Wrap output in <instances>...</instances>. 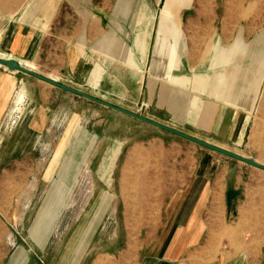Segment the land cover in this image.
Segmentation results:
<instances>
[{
    "label": "crops",
    "instance_id": "1",
    "mask_svg": "<svg viewBox=\"0 0 264 264\" xmlns=\"http://www.w3.org/2000/svg\"><path fill=\"white\" fill-rule=\"evenodd\" d=\"M190 1L166 0L159 17L155 62L170 44L169 36L177 35L180 12L189 6ZM160 2L162 0H39L25 5L16 20L10 23L8 20L9 24L0 35V58L14 59L33 69V65L45 63V52L53 68L49 76L39 74L264 165V137L257 141L250 137L264 60L256 63L250 60H246L247 63L243 60L237 63H196L206 68L203 73L209 74V80L198 86L191 83L187 89L165 76L162 70H157L159 63L129 66L128 63L101 60L98 55L101 39L109 25L112 30L125 19L128 20L125 27L128 34H137L152 20L149 5L157 6ZM146 33L148 35V28ZM17 74L32 78L52 90L73 95L29 75L3 69L0 70V118L17 84ZM93 74L100 75L99 79H94ZM52 95V92L38 95V100L45 98V101L36 105L32 124H26V128L36 135L31 147L34 152L45 147L42 145L45 134L60 130L61 134L52 137L59 142L49 144V154L41 151L33 160L25 158V163L44 162L50 165L49 168L43 174L8 173L10 179L19 180L31 194L38 191L42 181L49 184L50 190L52 181L74 178L75 172L68 171V165L89 163L88 156L67 154L66 150L71 147L74 132H80L78 142L83 146L89 131L81 124L73 123L77 120H74L77 118L74 114L59 122L54 114ZM50 98L52 102L48 105ZM180 98H183L184 106L181 110L176 108ZM141 102L152 108H168L172 114L171 123L147 112L143 114L144 110L139 109ZM134 106L138 109L134 110ZM177 122L181 126L172 124ZM142 124L157 130L161 138L134 142L131 139L114 140L110 153L101 155L99 176L101 181L111 180L116 173L115 179L119 181L140 179L144 181L145 189H152L147 194L162 197L160 206L156 203V207L145 210L147 219L141 227L149 230L145 232V238L138 236L135 240L136 245L145 250L142 262H138L139 254L121 250L113 253L101 251L86 264H177L185 256L202 259L203 264H264V171L194 143L187 151L182 143L184 139ZM58 146L63 148L58 151ZM125 148L126 154H122ZM246 148L256 150L257 156H253L252 151L246 152ZM121 189L120 196L123 194ZM155 212H158L156 218H150ZM128 226L124 224L126 229ZM128 236L132 242L133 234L129 232ZM220 243L228 247L217 252ZM191 247H194L192 251ZM83 253L66 259L83 262ZM7 255L0 251V264H45L43 261L48 258L45 252H25L23 249Z\"/></svg>",
    "mask_w": 264,
    "mask_h": 264
},
{
    "label": "rangeland",
    "instance_id": "2",
    "mask_svg": "<svg viewBox=\"0 0 264 264\" xmlns=\"http://www.w3.org/2000/svg\"><path fill=\"white\" fill-rule=\"evenodd\" d=\"M37 1L39 0H0V35L6 24L22 14L25 5ZM165 2L166 0H162L157 6L148 4V11L153 12L150 14L152 20L149 24H144V28L137 34H128L125 28L128 20L125 19L119 22L120 25H114L112 30L109 25L101 39V51L98 53L101 60L107 63H128L129 66H135L134 63H159L157 70H162L165 76L185 86V89L191 83L198 86L209 80V74L203 73L206 68L196 63H237L239 60L256 63L264 60V0H191L189 6L180 12L177 35L169 36L170 44L155 62L154 48L158 37L159 17ZM126 7L129 10L130 4ZM45 54L44 52L45 63L33 65V70L49 76L53 67L49 64V56ZM3 69L8 71L0 66V70ZM233 71L236 69L233 68ZM21 75L16 76L17 84L9 98L8 107L0 118V251L8 254L7 257L21 249L25 252L42 251L48 255L43 261L45 264H86L101 251L113 253L122 250L128 254H139L138 262L141 263L145 250H141V245H136L135 240L138 236L145 238V232L149 230L141 227L147 219L145 210L160 206L162 197L147 194L152 189H145L144 181L140 179L126 178L119 181L115 179L116 173L111 180L101 181V155L110 153L114 140L146 141L161 138L157 134L159 132ZM99 76L93 74L96 80ZM260 81L261 90L256 96L252 113L255 123L250 137L254 141L264 137V114L261 115L264 113V68ZM49 92L53 94L54 114L59 122L74 114L77 115L74 120H77L73 123L81 124L89 131L83 146H79L78 142L81 139L80 132H74L71 147L66 148L67 154L88 156L89 163L68 165L67 170L75 172L74 178L52 181L50 190L49 184L42 181L38 191L32 195L19 180L10 179L8 173L43 174L49 168L50 165L44 162L25 163V158L33 160L41 151L49 154V144L59 142L52 139L61 134L56 129L51 135L45 134L42 141L45 147L34 152L31 147L36 135L26 128V124L33 122L36 105L45 101V98L38 100V95L44 96ZM118 92L119 90L117 94ZM35 100H38L36 104ZM182 100L183 98L179 99L177 109L184 107ZM48 102L50 105L51 98ZM133 109L137 110L138 107L134 106ZM139 109L144 110L143 114L147 112L165 122H170L172 116L166 107L152 108L141 102ZM172 124L181 126L178 122ZM182 141L187 151L193 146L192 142ZM62 148L58 146L56 149L60 151ZM250 149L246 148V152L252 151L251 154L257 156L256 150ZM126 151L127 148L123 149L122 154H126ZM120 189L123 193L121 196L118 195ZM139 192L142 194H136ZM24 193L25 196H22ZM157 214L158 212L151 214L150 218H156ZM124 224L138 227L128 226L126 229ZM129 232L134 236L132 242L129 241ZM227 247V244L220 243L217 245V252ZM193 248L191 247V251ZM80 252H84L83 262L66 259ZM201 261L202 259H189L185 256L176 263L203 264L204 260Z\"/></svg>",
    "mask_w": 264,
    "mask_h": 264
},
{
    "label": "water",
    "instance_id": "3",
    "mask_svg": "<svg viewBox=\"0 0 264 264\" xmlns=\"http://www.w3.org/2000/svg\"><path fill=\"white\" fill-rule=\"evenodd\" d=\"M0 66H3L5 67L8 71L10 72H20V73H23L25 75H29L31 77H34L42 82H45L53 87H56V88H59L63 91H66L68 93H71L73 95H76L78 97H81L85 100H88L90 102H93V103H96L98 105H101L105 108H108L110 110H113L115 112H118L122 115H125L127 117H130V118H133L137 121H140L142 123H145V124H148V125H151L157 129H160V130H163L165 132H168V133H171L177 137H180L184 140H187L189 142H192L196 145H199L203 148H206L208 150H211L215 153H218L220 155H223V156H226V157H229L231 159H234V160H237V161H240V162H243L247 165H250L252 167H255L257 169H260L262 171H264V165L258 163L257 161H254L246 156H243V155H239L237 153H234L232 151H229L227 149H224V148H221V147H218L216 145H213L211 143H208L204 140H201L197 137H194V136H191L189 134H186L182 131H179L177 129H174L172 127H169L167 125H164V124H161L159 122H156L152 119H149L141 114H137V113H134L132 111H129L127 109H124L122 107H119V106H116V105H113L107 101H104L100 98H97L93 95H90V94H87V93H84L80 90H77L75 88H72L70 86H67L65 84H62L58 81H56L55 79H52V78H49V77H46V76H43L39 73H37L36 71H34L33 69H30L28 67H25V66H22L19 62H17L16 60L14 59H1L0 58Z\"/></svg>",
    "mask_w": 264,
    "mask_h": 264
},
{
    "label": "bare ground",
    "instance_id": "4",
    "mask_svg": "<svg viewBox=\"0 0 264 264\" xmlns=\"http://www.w3.org/2000/svg\"><path fill=\"white\" fill-rule=\"evenodd\" d=\"M2 59V58H1Z\"/></svg>",
    "mask_w": 264,
    "mask_h": 264
}]
</instances>
